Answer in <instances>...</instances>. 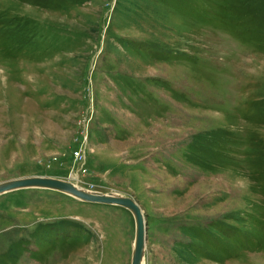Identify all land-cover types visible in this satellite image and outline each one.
I'll list each match as a JSON object with an SVG mask.
<instances>
[{"label":"rangeland","instance_id":"obj_1","mask_svg":"<svg viewBox=\"0 0 264 264\" xmlns=\"http://www.w3.org/2000/svg\"><path fill=\"white\" fill-rule=\"evenodd\" d=\"M27 177L132 198L143 264H264V0H0V183ZM134 235L0 195V264H130Z\"/></svg>","mask_w":264,"mask_h":264},{"label":"water","instance_id":"obj_2","mask_svg":"<svg viewBox=\"0 0 264 264\" xmlns=\"http://www.w3.org/2000/svg\"><path fill=\"white\" fill-rule=\"evenodd\" d=\"M30 188L53 190L68 194L86 203L118 206L129 211L135 224L130 264H141L143 261L147 231L146 221L141 208L132 198L112 193L89 192L73 183L50 177H27L2 182L0 183V195Z\"/></svg>","mask_w":264,"mask_h":264},{"label":"bare ground","instance_id":"obj_3","mask_svg":"<svg viewBox=\"0 0 264 264\" xmlns=\"http://www.w3.org/2000/svg\"><path fill=\"white\" fill-rule=\"evenodd\" d=\"M133 248V247H132ZM141 264H143V261L141 262Z\"/></svg>","mask_w":264,"mask_h":264},{"label":"built area","instance_id":"obj_4","mask_svg":"<svg viewBox=\"0 0 264 264\" xmlns=\"http://www.w3.org/2000/svg\"><path fill=\"white\" fill-rule=\"evenodd\" d=\"M81 153V152H80ZM78 155V154H77Z\"/></svg>","mask_w":264,"mask_h":264}]
</instances>
